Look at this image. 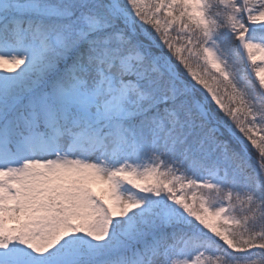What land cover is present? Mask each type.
Returning a JSON list of instances; mask_svg holds the SVG:
<instances>
[{"label":"snow or ice","instance_id":"obj_1","mask_svg":"<svg viewBox=\"0 0 264 264\" xmlns=\"http://www.w3.org/2000/svg\"><path fill=\"white\" fill-rule=\"evenodd\" d=\"M0 264H264V0H0Z\"/></svg>","mask_w":264,"mask_h":264},{"label":"rangeland","instance_id":"obj_2","mask_svg":"<svg viewBox=\"0 0 264 264\" xmlns=\"http://www.w3.org/2000/svg\"><path fill=\"white\" fill-rule=\"evenodd\" d=\"M98 189V192H102L103 191V186L102 185H96V189Z\"/></svg>","mask_w":264,"mask_h":264},{"label":"trees","instance_id":"obj_3","mask_svg":"<svg viewBox=\"0 0 264 264\" xmlns=\"http://www.w3.org/2000/svg\"><path fill=\"white\" fill-rule=\"evenodd\" d=\"M249 78H251V77H249ZM252 79V78H251Z\"/></svg>","mask_w":264,"mask_h":264}]
</instances>
